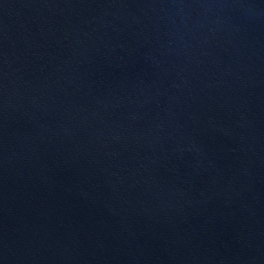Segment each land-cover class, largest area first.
Segmentation results:
<instances>
[{
  "label": "water",
  "instance_id": "95a60500",
  "mask_svg": "<svg viewBox=\"0 0 264 264\" xmlns=\"http://www.w3.org/2000/svg\"><path fill=\"white\" fill-rule=\"evenodd\" d=\"M0 264H264V0H0Z\"/></svg>",
  "mask_w": 264,
  "mask_h": 264
}]
</instances>
